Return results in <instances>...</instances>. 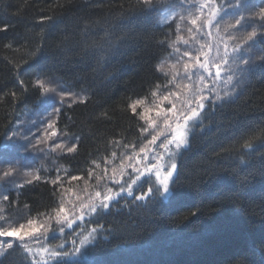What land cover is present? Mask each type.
<instances>
[{
  "label": "trees",
  "instance_id": "16d2710c",
  "mask_svg": "<svg viewBox=\"0 0 264 264\" xmlns=\"http://www.w3.org/2000/svg\"><path fill=\"white\" fill-rule=\"evenodd\" d=\"M189 2L0 0V224L54 215L66 194L142 144V109L133 114L130 106L170 88L164 64L180 15L195 6ZM243 3L245 16L264 8V0ZM252 19L245 29L264 33ZM244 54L243 79L232 95L207 104L190 147L176 157L179 195L165 197L161 188L144 200L123 194L74 231L27 238L31 254L16 240L2 264H41L36 246L67 241L71 251V241L79 247L94 227L81 260L74 254L55 264H264V35ZM140 184L135 196L153 187Z\"/></svg>",
  "mask_w": 264,
  "mask_h": 264
},
{
  "label": "snow or ice",
  "instance_id": "6c2138e0",
  "mask_svg": "<svg viewBox=\"0 0 264 264\" xmlns=\"http://www.w3.org/2000/svg\"><path fill=\"white\" fill-rule=\"evenodd\" d=\"M143 2L146 5H151L153 3V0H143ZM204 7H208L210 16L206 20L201 22L199 28H197L196 31L200 32L205 27L208 29L215 27L217 32L219 33L220 24L223 22L224 36L221 37V40L216 45L215 58H209L207 56V53H205L206 58L201 61L199 53L203 49V45H201L200 49L196 50L197 55L195 56H193L189 51H185L183 53L184 56L189 57V59L193 61V64L191 65V71H189L188 64L184 65L185 77L191 80L193 76H197L202 87L194 90L193 92V101L195 102V106H192L191 103H189L188 111L184 115V130L179 131L181 126L177 124L176 135H174L172 139H168L166 143L161 144V147H164L165 149H175L174 152H169L170 157L173 158L190 147L189 133L192 129L199 127L202 119L204 118L203 114L205 112L206 104L214 103L215 101H221L223 99V97H221L217 93L215 95V101L212 100L211 93L214 92L215 89L214 87H208V85L205 84V80L207 79L208 81L215 84L217 81L223 79L224 73L226 71H231V65L229 63L230 61L232 64H236L239 60V64L245 66L240 68L241 73L247 71V66L250 64V58L245 59L243 58L242 54L249 52L254 48L258 35H264V33H258L255 27H252L251 31H243L246 27H251L252 24L255 23V21L252 19L253 16L259 17V28L264 29V8L260 9L258 13L252 14V16H245L244 12L247 10V6L243 3V0H230V2L229 0H225L224 3H216V0H210V2L206 0V3L200 6L201 13ZM225 17H231V19L225 20ZM197 19H199V17L193 19L191 23L195 25L197 23ZM189 31H192V29H189ZM193 39L195 40L196 38L194 37ZM230 41H235L236 43L232 44L231 48L229 49ZM184 43L189 44V41L185 40ZM259 59L262 63H264V55L260 56ZM204 74H206V76ZM233 79V75H227L225 83L230 84L232 83ZM36 86L42 88L44 92L49 91L48 88H44V84L40 80L36 81ZM205 91H207L209 95H205ZM63 95H70V93L62 94V99ZM227 95L228 93L226 92L225 96ZM164 99H167V96H165ZM137 103L140 102L137 101L130 106L133 114L136 113ZM173 107H175V105H173ZM54 111L58 112L59 109L54 108ZM168 111H172V108H169ZM141 118L144 119L145 117ZM49 127H51V124H49ZM54 134L55 133H53V135ZM13 135H16V133L14 132ZM157 139L158 136L153 135L151 138V143L155 144ZM56 147L61 146L56 145ZM75 148L76 145H73L72 147L68 148L67 151L71 153L75 150ZM177 171L178 163L174 160L173 162H171L170 166H164L163 174L161 167L157 166V164L146 166V172H142L138 168H133L135 178L130 175L128 180H124L123 182H121V180L115 179L110 181L111 183L119 185V191L115 196L108 194L111 193V188L108 189V193H101L100 191H97L95 193V196L90 198L87 203H81L79 215L73 214L74 218L72 219H69L67 215L61 216L62 213H65L64 205L63 203H61L58 208L53 210L56 213L54 217L56 223L66 224L68 228H73V225H76L78 227L79 225L77 224V221H84L85 216L98 215L101 212L110 210L113 202L121 198L125 191L128 196H133L134 186H136L137 188L142 187V184H138V181L141 180V177L144 178L145 183H149L151 185L153 181L150 179V177L154 176L155 188L150 186L147 193H142L141 195L134 196V199L136 200H144L146 196L151 194L154 190L159 192L160 188L163 189V194L179 195V193H174V190L172 188V185L176 182ZM10 174L11 169L9 170V172L4 173V175ZM73 179H76V177H73ZM29 183H31V181H29ZM3 200L7 201L8 196L4 195ZM192 215H196V213H192ZM33 223L34 221L31 219L27 221V224L29 226H31ZM24 229V224H20L19 227H5L3 224H0V238H3L2 240H0V256L5 255L6 253H8V250L13 249L16 240L25 241L26 238L31 236V233L25 232ZM38 230L39 229H36L35 231ZM74 230L75 229H73V231ZM97 231L98 229L94 227L90 231H88L86 235H82L79 239L80 247L76 246L77 240L73 239L71 241L73 245L71 251L65 249L64 243H60L51 248L43 247L42 251L47 253L49 259L53 261V264H55V262L61 261L64 258L79 253L81 247L86 244L92 243L96 239ZM60 232H64L63 227L60 228ZM8 238L13 239L9 240ZM23 247L25 252L29 254L32 253V249L29 248L27 244H24ZM0 264H2V261H0ZM43 264H49V260H43Z\"/></svg>",
  "mask_w": 264,
  "mask_h": 264
},
{
  "label": "rangeland",
  "instance_id": "374dc122",
  "mask_svg": "<svg viewBox=\"0 0 264 264\" xmlns=\"http://www.w3.org/2000/svg\"><path fill=\"white\" fill-rule=\"evenodd\" d=\"M208 2H210V0H208ZM205 3L206 0H190L189 5H195L193 6L194 8L191 7L185 9L186 13L180 15L178 22H181L182 25L178 28V36L176 42L173 45V52L164 64L169 69L170 74L172 76L170 88L166 91H159L158 94H155L153 96V99L151 101H143L137 105L142 109V117H145L143 119L145 124V131H143V137L145 138V140H143L142 144L139 145L138 148H132L126 155H123L122 157H114L111 161L107 162L102 168L100 167V174L97 178H95L92 184L82 183L79 185V187H75V189L72 190L70 194H66L64 196V200L62 201L65 208V213H62L61 216L67 215L69 219H72L74 218L73 214L79 215L81 203H87L90 198L95 196V193L97 191H100L101 193H108V189L111 188L112 191L108 194L115 196L116 192L114 185L117 184L111 183L110 181L115 179L121 180V182H123L124 180H128L130 175L135 178L133 168H138L140 169V171L146 172V166H149L151 164H157V166L161 167L163 174L164 166H170L173 160L176 162L177 156L173 158L169 155V152H174L175 149H165L164 147H161V144L166 143L168 139H172V137L176 135L177 124L181 126L179 131L184 130V115L188 111L189 103H191L192 106H195V102L193 101V92L194 90L202 87L197 76H193L191 80L185 77L184 65L188 64L189 71H191V65L193 64V61L190 60L189 57L184 56L183 53L185 51H189L192 53L193 56H195L197 55L196 50L200 49L201 45H203L204 47L199 53L201 61L206 58L205 53H207V56L209 58H215L216 45L221 40V37L224 36L223 22L220 24L219 33L217 32L215 27L211 29L205 27L200 32L196 31V29L199 28L201 22L206 20L210 16L208 7H204L202 13L200 11V6ZM216 3L221 2L219 0H216ZM197 17H199V19H197V23L193 25L191 21L193 19H196ZM230 19L231 18L225 17V20ZM172 20L173 19L167 21L164 20V22L169 23ZM189 29H192V31H189ZM243 31H247V29H244ZM194 37L196 38L195 40L193 39ZM185 40H188L189 44H185ZM234 43L236 42H229V49ZM229 63L231 65V71H226L224 73L223 79L217 81L215 84L208 81L207 79L205 80V84H207L208 87H214L215 89V91L211 93L213 101H215V95L217 93L221 97H229L230 95H232L234 87L239 85V82H241V80L243 79L245 72L241 73L240 68L245 66L240 65L239 60L236 64H232L231 61ZM204 75L206 76V74ZM227 75L234 76V79L230 84L225 83ZM226 92L228 93L227 96H225ZM204 94L209 95L207 91H205ZM165 96H167V99H164ZM173 105H175V107H173ZM169 108H172V111H168ZM195 129H192L191 132ZM191 132L189 133V136ZM153 135L158 136V139L155 144L151 143V138ZM37 172L41 176V171L37 170ZM5 176L6 178L9 177V175H4V177ZM150 179L153 181V187H155L154 176L150 177ZM141 181H144L143 177H141V180L138 181V184H140ZM161 193L163 194V191ZM124 195L126 197L128 196L126 191ZM134 196L135 195H133V198ZM164 196L167 197L168 195L164 194ZM55 215L56 213L50 217H45L41 220L34 221L31 226H25L24 231L31 233V236L28 238L37 239V237L40 236L42 233H44L45 235L49 234L52 236L53 234L64 235L66 233L65 231H73L72 229L76 225H73V228H68L66 224H57L54 218ZM90 217L91 216H85V219H89ZM80 222L83 221H77V224ZM53 225L54 229H51ZM55 226H59V228L63 227L64 232L61 233L60 230H56ZM36 229L39 230L35 231ZM26 241L27 238L25 241L20 242L22 244H28V242L25 243ZM64 244L66 249L69 243L64 242ZM90 244L91 243L86 244L83 247H86ZM36 247L37 250L35 251V255H37L38 257H42L41 264H43V260L47 259L48 255L47 253L42 251V246L38 245ZM83 247L80 248L79 253H76L74 255V257L72 258L73 260L82 259L78 255L83 252ZM49 264H51L50 261Z\"/></svg>",
  "mask_w": 264,
  "mask_h": 264
},
{
  "label": "water",
  "instance_id": "95a60500",
  "mask_svg": "<svg viewBox=\"0 0 264 264\" xmlns=\"http://www.w3.org/2000/svg\"><path fill=\"white\" fill-rule=\"evenodd\" d=\"M133 198V196H129V199H132Z\"/></svg>",
  "mask_w": 264,
  "mask_h": 264
},
{
  "label": "bare ground",
  "instance_id": "6f19581e",
  "mask_svg": "<svg viewBox=\"0 0 264 264\" xmlns=\"http://www.w3.org/2000/svg\"><path fill=\"white\" fill-rule=\"evenodd\" d=\"M128 199H129V196H128ZM133 199V198H132ZM132 199H129V200H132Z\"/></svg>",
  "mask_w": 264,
  "mask_h": 264
}]
</instances>
